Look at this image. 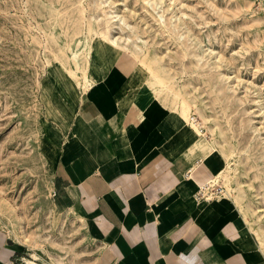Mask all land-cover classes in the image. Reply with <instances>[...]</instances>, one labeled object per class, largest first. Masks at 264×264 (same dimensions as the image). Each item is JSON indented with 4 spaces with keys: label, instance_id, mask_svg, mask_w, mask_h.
Instances as JSON below:
<instances>
[{
    "label": "rangeland",
    "instance_id": "rangeland-1",
    "mask_svg": "<svg viewBox=\"0 0 264 264\" xmlns=\"http://www.w3.org/2000/svg\"><path fill=\"white\" fill-rule=\"evenodd\" d=\"M111 12L130 25L140 70L97 43ZM118 56L156 104L189 106L188 143L219 155V198L234 200L264 251V0H0V228L21 261L94 254L79 216L58 206L49 164L72 140L81 95ZM86 73L94 79L77 87Z\"/></svg>",
    "mask_w": 264,
    "mask_h": 264
},
{
    "label": "crops",
    "instance_id": "crops-1",
    "mask_svg": "<svg viewBox=\"0 0 264 264\" xmlns=\"http://www.w3.org/2000/svg\"><path fill=\"white\" fill-rule=\"evenodd\" d=\"M138 75L121 56L105 65L78 101L71 142L49 164L58 206L79 216L93 243L89 264H264L233 199L194 197L219 172V155L194 152L182 118ZM18 252L0 228V264H25Z\"/></svg>",
    "mask_w": 264,
    "mask_h": 264
},
{
    "label": "bare ground",
    "instance_id": "bare-ground-1",
    "mask_svg": "<svg viewBox=\"0 0 264 264\" xmlns=\"http://www.w3.org/2000/svg\"><path fill=\"white\" fill-rule=\"evenodd\" d=\"M115 13L111 12V17L114 20L112 21L113 22L112 25H114L115 27L112 28L110 27L109 24H105L103 25L104 27L102 26L103 29L99 28L100 31L98 30L97 34L100 35V39L98 40L97 43L100 44L102 46L103 51L108 54L110 53L111 50H115L118 54L122 51L128 52L137 60V64H138L137 69L140 70L141 67L144 65V61L139 57V53L136 51V49H134V47L135 46L138 47V45L137 43L135 44L134 41L130 40L131 38L130 36L123 35V33H125L128 30V28H130V25L123 19L122 16H120L119 14H115ZM106 16L109 17L108 12H106ZM98 26L101 27V25H98ZM93 28L94 26H91L90 31H92ZM92 79H94L93 75L86 73L80 79L75 80L76 86L77 87L82 86V85L87 86V84H89ZM189 109H190L189 106L184 103L177 107L176 113L182 117H185L188 114ZM190 128L191 129L197 128V124L187 119L184 123L180 125V133H185ZM214 143L216 144V147L219 148V146H217L218 142H214ZM223 193H224V189L222 191V194H220L216 198H213L212 200L218 199L219 197L223 195ZM26 261L28 264H36L35 261H31V260H26Z\"/></svg>",
    "mask_w": 264,
    "mask_h": 264
},
{
    "label": "built area",
    "instance_id": "built-area-1",
    "mask_svg": "<svg viewBox=\"0 0 264 264\" xmlns=\"http://www.w3.org/2000/svg\"><path fill=\"white\" fill-rule=\"evenodd\" d=\"M195 118L197 117L195 116ZM200 128L203 130L202 125L200 126ZM191 171H192L191 168H189L186 171L185 176L189 177L191 175ZM53 191L55 193V189ZM222 191H223V186L221 184L216 183V182L214 183L211 180H207L197 185V188L194 192V197L197 200L209 201V200H212L213 198L218 197L220 194H222Z\"/></svg>",
    "mask_w": 264,
    "mask_h": 264
}]
</instances>
